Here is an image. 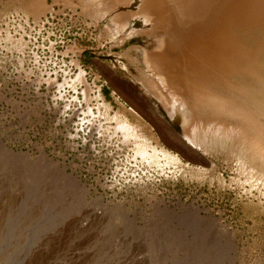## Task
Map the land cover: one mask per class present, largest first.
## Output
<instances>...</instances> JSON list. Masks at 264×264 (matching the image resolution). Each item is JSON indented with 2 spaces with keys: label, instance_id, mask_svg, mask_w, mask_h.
<instances>
[{
  "label": "rangeland",
  "instance_id": "374dc122",
  "mask_svg": "<svg viewBox=\"0 0 264 264\" xmlns=\"http://www.w3.org/2000/svg\"><path fill=\"white\" fill-rule=\"evenodd\" d=\"M39 2L37 14L0 0V264H264V199L245 196L225 155L206 157L212 171H158L115 134L117 113L133 108L125 121L204 167L115 68L112 57L127 62L125 49L150 51L160 36L117 46L107 16L83 10L87 0ZM151 34L164 35L156 49L171 40ZM81 70L101 86L100 100L92 90L85 105Z\"/></svg>",
  "mask_w": 264,
  "mask_h": 264
},
{
  "label": "bare ground",
  "instance_id": "6f19581e",
  "mask_svg": "<svg viewBox=\"0 0 264 264\" xmlns=\"http://www.w3.org/2000/svg\"><path fill=\"white\" fill-rule=\"evenodd\" d=\"M25 5L20 0V10L37 14L44 10L37 0L30 9ZM83 6L93 17L107 16L106 33L117 46L134 37L160 36L150 51L140 46L125 49L127 62L112 57L119 63L115 68L147 101L152 100L153 110L159 109L172 128H180L172 135L169 128L159 127L161 134L168 131L204 167L183 162L184 153L144 135L139 123L125 121L138 111L122 107L117 114L124 121L119 120L114 131L121 133L119 142L131 158L158 171L206 172L212 171L206 157L220 153L226 166H235L233 170L244 177L240 186L248 187L243 188L245 196L264 199V0H87ZM152 32L165 33L171 40L165 37L156 49L164 35ZM76 82L85 88V105L91 103L92 90L100 100L101 86L89 85L84 71ZM107 83L117 90V83Z\"/></svg>",
  "mask_w": 264,
  "mask_h": 264
},
{
  "label": "water",
  "instance_id": "95a60500",
  "mask_svg": "<svg viewBox=\"0 0 264 264\" xmlns=\"http://www.w3.org/2000/svg\"><path fill=\"white\" fill-rule=\"evenodd\" d=\"M132 6H136V4H133Z\"/></svg>",
  "mask_w": 264,
  "mask_h": 264
}]
</instances>
